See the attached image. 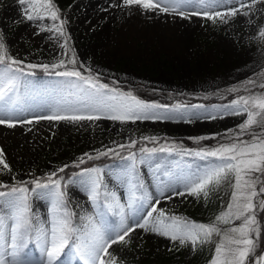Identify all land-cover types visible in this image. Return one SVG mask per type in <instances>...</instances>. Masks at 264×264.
Here are the masks:
<instances>
[{
    "label": "rangeland",
    "instance_id": "rangeland-1",
    "mask_svg": "<svg viewBox=\"0 0 264 264\" xmlns=\"http://www.w3.org/2000/svg\"><path fill=\"white\" fill-rule=\"evenodd\" d=\"M92 1L94 0H73L65 10L57 5L60 15L67 22L66 35L57 39L54 32L40 31L41 27L50 26L51 20L28 22L23 19V8L18 0H0V30L5 34L9 54L15 59L23 60L25 64H54L61 59L67 64L74 53L77 61L75 66L80 71L91 69L93 75L106 76L121 83L142 85L175 94L192 93L197 96H207L224 89H238L234 92L236 96L222 101L189 102L186 99L162 103L139 97L131 89L119 88L148 103L169 106L178 103L189 106L202 105L203 107L190 111L203 115L199 119H192L191 123L180 120L122 124L102 119L81 123L51 121L42 126V121H39L32 126L24 124L29 125L24 130L26 134L20 133L22 125L14 129L0 126L2 136L0 149L3 150L4 158L11 168L10 172L0 171V183L24 186L23 182L27 180L38 179L45 182L51 173H58L67 165L78 164L89 159V156L95 157L102 152L108 153V149L122 150L129 146L132 140L139 142L146 140L145 137L154 136L158 140L157 143L150 141L151 143L145 144L143 148L159 147L164 144H174L178 148L196 151L202 148H216L225 143H219L217 140L218 143L213 146H206L203 142L193 146L185 144V141L179 138L215 137L225 133L230 140L234 139L235 133L239 132L238 125L246 117L224 115L223 108L230 105L239 95L248 94L245 91L248 80H256L257 85L264 83V80L260 79V73L264 72V39L259 36V30L264 28V2L252 4V0H215L213 9L221 12L240 8L241 3L250 5L240 8V14L228 18L227 23L219 19L212 22L200 16L181 19L172 14L149 13L148 21L152 22L154 19L160 22L158 26L150 27L151 24L143 21L136 26L127 25L126 22L131 24L129 14H115L114 8L93 9L90 6ZM202 7L199 0H192V4L188 5L185 11L199 10ZM148 27L150 28L147 29ZM183 37L188 39L184 45L173 42L175 38L179 40ZM65 40L68 42V49L60 47ZM67 67L72 68L73 65L67 64ZM63 70L65 69L61 71ZM29 71L31 70L25 68V73ZM52 73L51 71L44 72V75L34 73L26 77L19 90L21 94L25 97L30 94L32 98L44 100L42 103H33L40 106L35 108L36 111L29 112L25 107V99L19 96L20 108L24 109L22 114L19 111L16 113L19 118L27 119L50 113L49 109H42L45 107V100L52 102L60 94L63 80ZM83 73L87 75L86 72ZM247 86L252 88L251 85ZM253 90L256 93L261 91L258 86ZM211 115H216L217 118L210 119ZM28 133H32L30 138ZM255 133L260 135V130L255 129ZM240 139L249 140L250 135L241 134ZM120 145L125 147L121 148ZM140 149L130 154L135 153L139 159L143 155ZM130 154L118 161L88 168L102 169L101 191L116 193L125 206L129 196L126 169L130 163L128 160ZM180 159L181 157L175 153L171 155L158 153L151 161L137 164L138 177L151 194L153 201L160 200L158 207L168 216H177L196 223L215 222L216 216L226 210L230 200L231 188L227 184L212 188L208 198L204 199L202 196L187 194L176 196L174 193L183 191L184 188L181 183L173 181L171 187L161 195L160 180L168 179L163 176L165 169L175 172L183 170L188 173L198 167L202 169L208 163L199 158L185 156L180 168H176L174 162ZM157 164L162 166L159 171L156 170ZM187 165L192 167L189 169ZM82 170L72 174L63 184L67 207L75 213L74 222L77 225L81 223V217L95 212L87 190L78 182L69 183L73 180L78 181ZM29 202L33 216L45 227L50 228V197H40L30 192ZM147 210V208L142 210L139 215L142 216ZM6 212L7 209L0 205V214ZM108 218L118 220V217H113L111 213L108 214ZM235 223L238 224L239 221ZM263 225L264 223L261 224L262 228ZM217 240L218 237L214 236L212 242L198 245L193 251L188 246H179L167 237L137 229L132 234V242L127 248L113 246V250L119 258L118 264H144L138 259L141 256L152 258L147 264H210ZM29 250L33 264H37L39 252L36 245L30 243ZM261 253H264V248L257 252ZM162 257L166 258L165 261H160ZM60 264H78L71 249H66ZM248 264L252 262L249 261Z\"/></svg>",
    "mask_w": 264,
    "mask_h": 264
},
{
    "label": "snow or ice",
    "instance_id": "snow-or-ice-1",
    "mask_svg": "<svg viewBox=\"0 0 264 264\" xmlns=\"http://www.w3.org/2000/svg\"><path fill=\"white\" fill-rule=\"evenodd\" d=\"M264 0H252V4ZM23 8V19L28 22L51 20L48 27H41V32H54L56 38L66 35V21L60 15L54 0H18ZM203 6L199 10L186 12L192 0H120L117 7L128 9L129 13H162L190 19L200 16L215 22L219 19L227 23V19L240 14V8L250 7L244 3L240 8H232L221 12L213 9L215 0H199ZM43 13V14H41ZM247 15V13H244ZM259 36L264 39V28L259 30ZM62 49H68L67 40L60 44ZM66 54V53H65ZM67 64L73 65L68 68ZM61 59L54 64H33L12 57L3 30H0V126L14 129L18 125L33 124L43 120L81 123L99 121L102 119L124 123L137 121H175L183 120L191 123L192 119H199L203 115L190 109L203 107L202 105L175 104L172 106L148 103L119 88L110 87L102 83L98 75H93L87 69V75L79 70L75 54L67 61ZM82 66V65H81ZM29 70L43 69L45 72L55 71L61 81L60 94L48 105L50 114L35 115L21 119L16 113L24 111L20 108L19 90L26 81V77L34 75ZM264 80V72L260 73ZM247 85H251L249 88ZM259 87L256 93L253 89ZM238 91V89H230ZM247 95H239L230 105L223 108L224 115L246 117L238 125L239 132L228 143L220 144L212 149L189 150L174 144H164L159 147L141 148L143 153L137 159L135 153L130 154L126 173L128 176L129 196L127 206L120 202L116 193L101 191L103 184L100 178L102 169H83L79 174V183L88 192L95 212L81 217V223L74 222L75 213L67 207L66 192L62 185V178L56 172L51 173L45 182L38 179L30 183L33 188L11 186L0 183V205L7 212L0 214V264H33L29 244L34 243L39 252L37 264H60L66 249L72 250V255L78 264H118L113 246L127 248L132 242V234L141 229L169 238L181 247H190L195 251L198 245L215 242L214 255L210 264H264V253L257 254L258 241L264 228L258 220V213H264V83L257 85L256 80L246 82ZM210 119H216L211 115ZM223 118V117H221ZM255 129L260 130L256 135ZM30 130V129H29ZM241 134H249V140L240 139ZM157 143V137H145ZM197 143L206 137L193 138ZM138 141L132 140L129 147H135ZM119 147L124 148L125 145ZM112 152L113 149H108ZM175 153L180 156L175 161V167L180 168L185 156L207 161L204 168H197L188 173L175 172L165 169L163 176L167 181L160 180L161 195H164L173 181L183 185V191H176V196L191 195L208 198L212 188L227 184L231 188L230 200L226 210L215 218L213 223L190 222L177 216H168L158 207L160 200L153 201L151 194L144 188L137 174V164L151 161L156 154ZM107 153H100L104 156ZM96 157L89 156V159ZM83 163V161H81ZM162 166L157 164L156 170ZM190 169L192 166L187 165ZM0 171H11L0 149ZM63 172L64 169L59 170ZM53 177H56L53 179ZM159 179V177H157ZM51 199L50 228L45 227L32 214L29 193ZM170 199L171 197H167ZM102 201V202H101ZM148 209L141 216L139 213ZM118 217L110 220L108 214ZM132 221L131 223L129 221ZM239 221L238 224L235 222ZM10 222V223H9ZM224 225V227H221Z\"/></svg>",
    "mask_w": 264,
    "mask_h": 264
},
{
    "label": "trees",
    "instance_id": "trees-1",
    "mask_svg": "<svg viewBox=\"0 0 264 264\" xmlns=\"http://www.w3.org/2000/svg\"><path fill=\"white\" fill-rule=\"evenodd\" d=\"M72 1L73 0H54V3L56 4V6L58 5L60 7H63L62 10H65ZM62 69L63 68L50 70V71L55 72V71H61ZM31 71L37 75H44V72H45L43 69H35ZM83 72H86L88 74L86 69H83ZM98 77L100 81H103L109 85H112L118 88L131 89L133 93L138 95L139 97H142L144 99L151 100V101L162 102V103H173L175 101L186 100V99H187L186 101H189V102H193V101L211 102L213 100L222 101V100H230L236 96V94L233 91H230L229 89L214 91L212 94L207 95V96H203V95L197 96L192 93L175 94V93H169L167 91H159V90H154L151 88H146L142 85H131L128 83H121V82H118L106 76L99 75ZM225 135H226L225 133H221L215 137L214 136L206 137V139H203L199 141L198 143L194 139L189 138V137H182L179 139L185 141V144H189L193 146L199 144L200 142H203V144L206 146H213L214 144L218 143L216 142L217 140H219V143L229 142L230 137L228 138ZM150 143L151 142L149 140L139 141L135 147L127 146L122 150L114 149L112 152H108L104 156L97 155L95 156L96 158L84 160L83 163L80 162L78 164L67 165L63 168L64 171L63 172L59 171L57 175L62 178L61 183L63 185L66 182L67 178H69L72 174H74L80 169L89 168L94 165H102L108 162L118 161L122 158H125L127 154H130L133 151H137L140 148H143L145 144H150ZM55 178L56 177H53V179ZM31 181L32 180H27L23 182V184H25L28 187L33 188L34 185L30 183ZM8 186L10 187L11 185H8ZM258 218L262 223H264V213H258ZM263 248H264V231H262L261 237L258 241L257 252H260ZM138 259L142 261L144 264H147V261L151 260L152 258L150 256H141ZM165 259H166L165 257H162L160 261H165Z\"/></svg>",
    "mask_w": 264,
    "mask_h": 264
},
{
    "label": "bare ground",
    "instance_id": "bare-ground-1",
    "mask_svg": "<svg viewBox=\"0 0 264 264\" xmlns=\"http://www.w3.org/2000/svg\"><path fill=\"white\" fill-rule=\"evenodd\" d=\"M118 4H120V0H94V1H92L90 6L93 9H95L97 7L99 9H101V10H107V9L114 8L115 14H119V15L120 14H129L131 16V21H130L131 24L128 23V22H126V24L130 25V26H136L139 22H142V21L145 22L146 24H151L150 27H156L160 23L159 21H154V19H153L152 22L148 21L149 13H138V12H135V11L129 13L128 9H125L123 7H117L116 5H118ZM151 17H152V15H151ZM179 26H181V25H179ZM150 27H148L147 29H149ZM173 42L175 44L177 43V44L184 45L185 43L188 42V39L183 37V38H180L179 40H176V38H175ZM19 96L21 98L25 99V101H24L25 102V107L28 108L29 112L36 111L37 109H35V108L40 106L39 104L35 105L33 103H42L41 101L44 100V99L32 98L30 96V94H27L26 97H25V96H23L21 94L20 91H19ZM30 101H31V103H30ZM50 103H51L50 101L45 100V103H44L45 107L42 108V109H49L48 105ZM19 113H21V112H19ZM48 122L49 121H47V120H43L41 125L45 126V125H47ZM33 124H37V122H34ZM33 124H30V125L32 126ZM63 126H65V125H63ZM28 127H29V125H22L21 126L22 131H20V133H23V134L25 133L26 134L27 132L24 131V130L27 129ZM31 136H32V133H28V137L30 138ZM0 137H2V136H0ZM21 138H25V136H21Z\"/></svg>",
    "mask_w": 264,
    "mask_h": 264
}]
</instances>
